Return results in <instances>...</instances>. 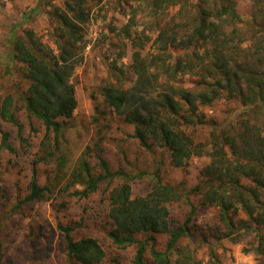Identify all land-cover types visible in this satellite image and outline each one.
Masks as SVG:
<instances>
[{
    "label": "rangeland",
    "instance_id": "374dc122",
    "mask_svg": "<svg viewBox=\"0 0 264 264\" xmlns=\"http://www.w3.org/2000/svg\"><path fill=\"white\" fill-rule=\"evenodd\" d=\"M66 1L0 0V94L13 96V111L22 126L3 121V129L9 134L7 142L13 149L2 144L0 134L1 264H72L60 225H78L73 231L77 239L93 236L99 240L106 255L98 264H137V245L120 247L108 236L111 221L107 196L119 180L101 182L99 190L85 198L73 195L83 188L72 184L73 170L80 168V160L85 157L93 172L99 174L102 169L98 155L112 170L122 167L133 176V196L148 193L156 178L176 189L181 197L170 202L172 227L188 223L190 233L182 238L180 248L190 249L196 264H264V208L259 209L262 215L254 213V218L241 205L224 212L218 204L206 202L203 187V169L211 162L212 132L236 134L245 120L259 125L264 122V100L250 92L243 75L245 64L264 72V12L253 17L258 1L237 0L240 19L234 22L235 48L241 46L243 56L248 51L254 56L245 61L242 57L228 60L227 68L232 72L238 69V76L232 78L234 85L221 89L213 103L201 104L199 92L212 91V95L210 82L226 81L217 68L210 67L204 47L166 49L155 42L163 28L188 23L193 18L189 10L195 13L200 0H174L175 4L163 0L161 6L155 4L156 0H87L90 19L83 29L84 59L71 78L78 106L71 117L62 119L59 143L54 142L52 133L48 145L44 123L26 109L25 96L31 82L26 64L14 59L13 48L17 37L27 38L31 32L57 53L62 33L60 14L66 9ZM135 52L147 62L157 56L150 69L155 72V95L171 92L183 115H190L183 89L190 90L198 104L193 121L183 128L201 149L183 166H175L169 149L154 139L150 140L151 148L142 146L133 136L134 125L104 99L106 86L128 89L134 82ZM258 57L263 59L257 61ZM180 58L184 59L182 67L177 66ZM51 151L55 154L50 157ZM34 172L39 184L50 189L8 217V211L30 193ZM149 235L137 236L145 239ZM155 236L154 245L164 250L169 235ZM151 244L145 259L148 264H157L150 253ZM179 254L174 250L170 257L174 261Z\"/></svg>",
    "mask_w": 264,
    "mask_h": 264
},
{
    "label": "trees",
    "instance_id": "16d2710c",
    "mask_svg": "<svg viewBox=\"0 0 264 264\" xmlns=\"http://www.w3.org/2000/svg\"><path fill=\"white\" fill-rule=\"evenodd\" d=\"M86 1H66V9L60 14L62 33L57 40V53L35 39L31 32H28L27 38L20 36L14 41L13 57L26 64L27 77L31 82L26 92L25 106L27 111L44 123L45 140L46 143L49 141L48 145L52 140V133L54 142L59 143V136L64 127L62 119L71 117L78 106L75 86L71 78L75 67L84 59L83 29L90 19V10L85 4ZM171 1L172 4L177 2ZM257 1V8L253 10L255 16L252 14L254 18L264 12L263 0ZM162 2L163 0H156L155 4L161 6ZM209 2H212V7L209 6ZM237 4V0H200L196 5L195 13L189 10L193 18L188 23H176L170 28H163L155 39L156 43L163 44L166 49L192 46L196 48L198 45L204 47L205 58L211 60L210 67L217 68L216 72L221 73L226 81L219 79L210 82L212 95V91L199 92L197 99H200L201 104L213 103L220 96L221 89L234 85L232 78L233 75L238 76V69L232 72L227 68L228 60L242 57L241 59L245 61L254 56V52L249 51L243 56V48L234 46L237 35L234 22L240 19ZM261 43L264 47V40ZM156 58L157 56L147 62L140 58L139 52H135L132 63L135 73L134 82L128 89L115 85L106 86L104 99L116 113L124 115L126 122L134 125L133 136L142 146L151 148L153 142L150 140L154 139L155 142L169 149L173 164L180 167L193 155L200 153V146L183 128L184 124L193 121L198 104L192 99V92L183 89L182 95L190 105V115H183L180 113V104L171 92L154 94L155 72H151L150 69ZM261 59L263 58L258 57L257 61ZM183 60L180 58L177 66L182 67ZM157 65H160V62ZM188 66L191 68L190 64ZM238 66L243 67L241 64ZM245 69L247 71H243V75L252 89L250 92L257 99L264 100V72L251 68L250 64H245ZM256 88L258 90L254 91ZM239 91L245 94L243 89ZM251 105L249 103V106ZM13 106L12 95L0 94V134L2 144L9 149L13 148L7 142L9 134L3 129V121L7 120L19 125ZM55 149L58 147L55 146ZM48 153L50 157L55 154L54 151ZM210 155L211 162L203 169L206 202L218 204L224 212L241 205L251 218H254V213L262 215L259 209L264 208V122L263 125H259L245 120L236 134L228 131L222 135L214 130ZM98 158L102 169L99 174L93 172L85 157L81 158L80 168L72 172V184H81L83 188L75 190L73 195L85 198L99 190L101 182L119 180L116 186L110 190L108 188L107 196L108 217L111 221L108 236L113 243L120 247L137 245L135 255L137 264H148L145 256L151 241L150 253L157 264H196L193 252L186 247L180 248V241L190 233L188 223L178 228L172 227L170 202L181 197L176 189L156 178L148 193L133 196L131 183L133 176L122 167L112 170L104 157L98 155ZM49 189V186L39 184L34 172L29 183L30 193L8 211V217L24 203L42 198ZM1 222L3 223L2 220ZM77 226H59L69 260L72 264L100 263L106 255L103 246L93 236L80 239L73 237V231ZM148 232L150 235L145 239H139L137 236ZM157 233L169 235L164 250L154 245ZM1 247L0 237V264L3 258ZM174 250H178L180 254L173 261L170 256Z\"/></svg>",
    "mask_w": 264,
    "mask_h": 264
}]
</instances>
